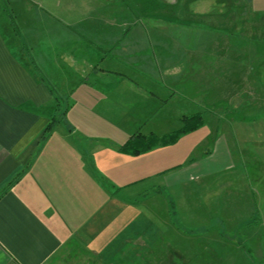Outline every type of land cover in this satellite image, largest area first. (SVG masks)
I'll return each mask as SVG.
<instances>
[{
    "label": "crops",
    "instance_id": "1",
    "mask_svg": "<svg viewBox=\"0 0 264 264\" xmlns=\"http://www.w3.org/2000/svg\"><path fill=\"white\" fill-rule=\"evenodd\" d=\"M32 2L41 3L0 0V264H157L143 241L159 230L142 232L129 190L153 198L214 171L207 161L220 157L224 136L198 157L199 142L186 143L182 161L178 142L203 132L204 120L172 143L137 154L122 147L136 133L169 134L171 113L202 115L183 103L209 100L207 75L192 70L197 49L186 41L177 59L171 41L142 40L127 51L85 35L66 46L49 31H20L16 5L31 14Z\"/></svg>",
    "mask_w": 264,
    "mask_h": 264
},
{
    "label": "rangeland",
    "instance_id": "2",
    "mask_svg": "<svg viewBox=\"0 0 264 264\" xmlns=\"http://www.w3.org/2000/svg\"><path fill=\"white\" fill-rule=\"evenodd\" d=\"M38 3L30 5L31 14L16 5L20 31H49L54 38L63 36L66 46L72 39L85 42L83 35L127 51L142 40L159 41L162 47L171 41L177 59L184 58L185 45L195 46L192 70L200 72L196 71L200 65V73L207 75L209 100L204 98L202 105L179 97L177 101L184 100L191 112L201 110L206 126L178 142V161L184 160L188 143L195 147L199 142L194 157L213 148L218 133L221 139L224 136L221 155L207 161V168L214 171L177 185L170 196L169 192L144 196L142 187L129 190V212L144 219L142 232L159 230L143 241L144 248L156 251L151 259L157 264H264V0ZM203 46L206 59L198 53ZM142 57L150 54L134 55L139 61ZM171 114L175 116L171 115L168 130L180 131L186 125L183 116ZM206 133L212 138L200 141ZM168 249L181 256H166Z\"/></svg>",
    "mask_w": 264,
    "mask_h": 264
},
{
    "label": "trees",
    "instance_id": "3",
    "mask_svg": "<svg viewBox=\"0 0 264 264\" xmlns=\"http://www.w3.org/2000/svg\"><path fill=\"white\" fill-rule=\"evenodd\" d=\"M196 118L195 121H191L190 119ZM58 119L55 117L54 121L50 122V124L46 128V132H49L52 128V125L55 121ZM185 123L180 131H175L173 133L167 134L161 138L158 136L150 135V136H145L142 135L141 133H136L131 138L123 145V149L126 151H130L134 154L140 153L142 151L148 150L151 148L156 141H162L163 143H172L176 141L180 134L182 132L188 131V130H193L197 128L200 124L203 123V117L201 114H194L191 117H186L185 118Z\"/></svg>",
    "mask_w": 264,
    "mask_h": 264
}]
</instances>
